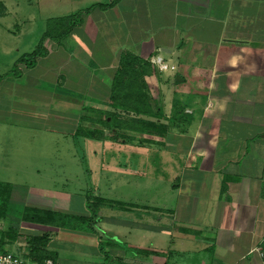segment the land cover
<instances>
[{
  "label": "crops",
  "instance_id": "0c3cea01",
  "mask_svg": "<svg viewBox=\"0 0 264 264\" xmlns=\"http://www.w3.org/2000/svg\"><path fill=\"white\" fill-rule=\"evenodd\" d=\"M84 20L87 26L67 37L76 51L47 42V55L33 67L47 63L39 78L58 92L48 96L67 107V113L55 112L52 118L74 134L82 107L76 92H101L107 98L122 52L170 64L166 85L187 98L185 113L193 116L183 125L186 130L174 137L169 133L161 145L182 157L172 185L176 197L170 206L152 208L150 220L137 215L136 221H118L144 240L116 236L144 252L117 249L119 264H128L123 256L130 252L133 259L142 255L138 264H264V0H118L93 9ZM102 33L104 44L94 59L103 88L90 83L87 71ZM71 65L75 69L66 71ZM179 71L189 83L179 76L184 84L173 89L170 78ZM40 227L53 231L52 251L77 239L82 251L92 254L91 264H104L94 236ZM7 248L14 251L13 245Z\"/></svg>",
  "mask_w": 264,
  "mask_h": 264
},
{
  "label": "rangeland",
  "instance_id": "374dc122",
  "mask_svg": "<svg viewBox=\"0 0 264 264\" xmlns=\"http://www.w3.org/2000/svg\"><path fill=\"white\" fill-rule=\"evenodd\" d=\"M112 1L0 0V183L14 186L11 202L13 207L46 206L45 209L48 207L47 209L56 211L55 209H60L58 206L66 208V212L70 214H83L86 199L93 201L96 197L112 202L115 207H103L99 212L102 214L99 227L104 230L101 236L106 235L111 240L110 243L128 251L124 247L127 242L121 243V240L116 239L118 236L126 237V240L129 238L133 242L137 239V243H144V240L138 239L129 225L123 226L119 222L136 221L137 215L146 221L150 220L155 213L152 208L172 204L176 197L172 188L175 183L174 174L180 169L181 155L175 151H165L159 143L139 146L137 140L126 143L124 140H112L108 130L96 124L87 123L84 126L102 130L103 139L75 136L71 127L67 128L52 118L55 112L64 113L67 107L62 103H55L53 96H48L58 95V92L48 84V80L39 78L47 68V63L40 62L31 69L16 65L20 57L36 48L51 22L86 13L95 5H108ZM92 11L93 9L88 14ZM91 20L88 19L89 24ZM83 21L84 16L82 23ZM82 25L87 26V22ZM73 30L81 29L76 27ZM103 37L102 33L94 41L93 65L87 68L92 76L90 83L102 88L104 80L101 73H98L97 59L94 58L104 44ZM71 40L64 38L61 43L71 51H76L75 46H71ZM73 69L75 65L67 67L66 71ZM158 72L159 80L153 77L152 81L153 84L156 81L158 87L154 86L150 94L153 98L159 96L162 113L169 116L170 102L187 101V98L172 94L166 85L165 77L173 73L170 68ZM177 76L184 78V83H189L182 71ZM170 80L173 89L184 84L174 83L175 78ZM76 93L79 96L78 104L93 109H108L103 105L107 98L101 96V92ZM73 111L71 107V115ZM88 115L92 116L90 113ZM189 117L192 122L193 116ZM185 128L183 125L172 126L169 133L174 137ZM28 226L20 224V235L13 244L14 251L8 252L18 256L24 253L27 240L25 236L36 234L29 230L32 228L40 229L42 234L49 233L51 240L53 239V231H44L38 225H31L32 228ZM4 228L5 224L0 222V230ZM129 233L131 234L128 235ZM107 252V258L101 254V262L104 260V264H119L118 253L110 249ZM53 253L54 264H91L93 261L92 254L83 252L77 239L66 240L65 245L58 246ZM130 254L123 256L128 264H138L136 260L142 259V255L133 259Z\"/></svg>",
  "mask_w": 264,
  "mask_h": 264
},
{
  "label": "trees",
  "instance_id": "16d2710c",
  "mask_svg": "<svg viewBox=\"0 0 264 264\" xmlns=\"http://www.w3.org/2000/svg\"><path fill=\"white\" fill-rule=\"evenodd\" d=\"M117 2L118 0H113L108 5H95L91 9H106ZM90 10L51 22L52 24L47 26L36 48L31 53L20 57L16 61V65H22L24 69L33 68L38 59L47 55L46 43L60 45L61 41L67 38L74 28L82 25V17L87 15ZM149 77L158 80L160 78L159 72L149 60H143L129 52H122L109 83L107 101L103 102V105L108 109L82 106L74 135L103 139L102 130L84 126V124L90 123L107 129L109 138L112 140H124V143L137 140L139 146L154 143L163 145V141L169 136L170 127L189 125L191 118L185 113L188 106L186 100L182 102L172 100L170 115L166 118L162 113L159 96L153 98L150 94V90L155 85L153 80L149 83L147 80ZM173 82L175 83V80ZM87 111L94 117L86 114ZM14 190L13 185L0 183V222L5 224V228L0 230V255L7 253L9 250L7 247H11L18 240L21 223L94 236L97 239V251L105 258L109 254L107 249L111 251L119 249L125 252L123 247L119 245L116 247V244L110 243L111 240L106 235L101 236L104 232L99 227L102 218L99 212L103 207H115L112 202L96 197L93 201L86 199V213L70 214L30 206L13 207L11 202ZM222 190L224 189L222 188ZM25 237L27 238L25 252L20 254L22 259L38 264L45 260H51L54 264V251L50 249L49 233L27 234ZM124 247L137 254L144 253L137 248Z\"/></svg>",
  "mask_w": 264,
  "mask_h": 264
},
{
  "label": "built area",
  "instance_id": "2783aa9c",
  "mask_svg": "<svg viewBox=\"0 0 264 264\" xmlns=\"http://www.w3.org/2000/svg\"><path fill=\"white\" fill-rule=\"evenodd\" d=\"M151 64L153 66L156 65L157 69L159 71H167L168 67L162 63V60L159 58H152ZM171 70L174 71V67H171ZM0 264H38V263H32L28 260L22 259L20 256L15 255L13 253L7 252L3 255H0ZM40 264H53L51 260H45L43 263Z\"/></svg>",
  "mask_w": 264,
  "mask_h": 264
},
{
  "label": "water",
  "instance_id": "95a60500",
  "mask_svg": "<svg viewBox=\"0 0 264 264\" xmlns=\"http://www.w3.org/2000/svg\"><path fill=\"white\" fill-rule=\"evenodd\" d=\"M175 81H176V82H181V80L179 79L178 76L175 77Z\"/></svg>",
  "mask_w": 264,
  "mask_h": 264
}]
</instances>
